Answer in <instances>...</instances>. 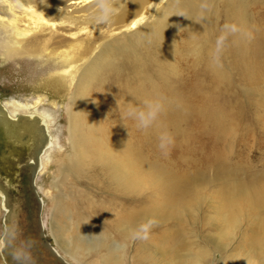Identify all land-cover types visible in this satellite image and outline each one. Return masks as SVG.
<instances>
[{
    "label": "bare ground",
    "instance_id": "6f19581e",
    "mask_svg": "<svg viewBox=\"0 0 264 264\" xmlns=\"http://www.w3.org/2000/svg\"><path fill=\"white\" fill-rule=\"evenodd\" d=\"M201 3L121 0L113 22L96 26L92 0H0L4 61L44 59L62 70L59 76L71 88L66 104L72 157L60 164L62 179L76 187L89 167L111 184L116 196L132 199L99 204L88 194L75 193L74 221L65 214V222H52V232L79 264H122L124 247H117L112 233L128 239V229L148 218L157 221L152 231L160 234L152 244L154 252L144 248L149 255L167 264H203L208 251L190 242L181 226H196V215L205 212L211 215L200 222L206 219L215 227V236L208 238L221 251L244 224L232 264H264V168L248 172L216 146H233L236 131L230 123L238 127L235 119L255 116L253 121L264 131V0H207V10ZM225 23L236 25L238 32L217 53L216 40ZM179 57L182 72L175 64ZM155 99L162 100V113L153 127L138 130L125 115L129 103L143 107L144 101ZM11 106L0 101V139L14 153L26 152L33 188L55 144L48 130L50 115L32 106L30 111L27 105ZM174 119H185L180 128L210 122L200 134L209 143L197 142L210 155L194 160L182 175L171 164L151 163L142 152L154 148L143 135L155 132L158 137L172 128ZM183 137L173 146L190 141L189 132ZM187 154L194 156L192 151ZM0 198L10 214L1 184ZM86 221L95 233L85 238ZM51 253L62 260L56 250ZM91 254L97 259L88 263L85 257Z\"/></svg>",
    "mask_w": 264,
    "mask_h": 264
},
{
    "label": "rangeland",
    "instance_id": "374dc122",
    "mask_svg": "<svg viewBox=\"0 0 264 264\" xmlns=\"http://www.w3.org/2000/svg\"><path fill=\"white\" fill-rule=\"evenodd\" d=\"M1 29L2 27L0 26ZM80 36L81 38L85 37L84 33L80 34ZM178 60H175V64L177 69L182 72L185 70L182 66L183 59L179 57ZM44 63L46 64L44 65ZM61 71L52 68L44 59L22 58L4 61L0 55V101L3 104L8 103L9 108L12 107L11 104L18 103L27 105L30 108L29 111L31 106L37 112L46 111L50 115L49 135L55 143L48 154L49 159L43 154L42 162L47 159V164L38 170L32 188L30 186L32 166L29 165V157H26V153H14V147L9 146L0 139V184L7 193L10 210V214H8V211H4L3 201L0 198V230L3 229L7 216V223L18 224L19 226L17 244L28 237L34 239L36 244L31 249L34 264H62L56 260L51 253V249L57 251L64 263L79 264L57 242L52 232V222H60L61 219L65 222V214H67L66 217L71 216L70 218L74 221L76 207L72 205L71 198L79 200L75 193L88 194L93 202L99 204H107L112 198H118L120 203L132 201L130 197L116 196L111 184L89 167L84 171L79 180V185L76 187L72 185V180L62 179L60 164L72 157V151L68 130V106L66 104L71 88H69L68 83H64L62 78H60L59 73ZM43 82H45V87ZM232 86L239 87L237 83H233ZM32 87L36 89H32ZM262 93H264V90ZM253 119H255V116ZM253 119L249 117L248 120L235 119L236 124H239L238 127L227 119L235 128V143L230 147L225 142L216 145L217 147L225 148L226 154L229 155V158H232V163L238 167H243L248 172L261 171L264 168V131L258 128ZM181 121H185V119H174L171 125L172 128L168 132L171 133L175 141L183 137L184 133L189 132V142L186 144L176 142L177 145H172L169 155L165 156L159 148L156 151L158 137L155 132H151L147 133V135L144 134L143 138L147 140L149 137L154 148L149 152L143 149L142 152L147 156L149 155L148 159L151 163L157 161L164 165L171 164L174 170L182 175L188 173L187 169L190 168V163L194 160L199 161L202 156L210 155L209 149H204L197 145V142H208L200 134L204 131V126H210V122L206 121L203 125L198 124L196 126L191 122L188 126L180 128ZM176 129L178 133L174 135ZM140 136L142 137V134ZM226 136L231 137L233 133H226ZM178 145L182 148L177 147ZM181 149H183V153H181ZM188 151L194 152V156L188 157ZM34 191L37 192L41 203L40 206L35 198ZM142 193V195H139L140 199L145 194V192ZM84 207L81 204L78 206L80 209H84ZM62 208L66 211L61 215L59 212ZM84 214L87 217L91 215L87 212ZM99 214L101 215V213ZM210 215L209 212H205L202 215L198 214L196 215V226L195 224L192 227L186 225L181 226V228L190 242L195 241L208 251V256L203 261V264H232L235 260L231 258V255H234L237 251V242L244 224H242L233 238L228 241V244H223V251H221L219 247L212 244L213 238H208V236H215L217 232L214 229L215 227L208 224L206 219L200 222L201 217L205 216L207 218ZM89 224L86 221L85 226L82 228V234L85 238L93 236L95 233V230L89 227ZM192 229L197 233L193 232ZM98 230L102 231L104 229L99 228ZM112 235L114 236V241L124 247V261L122 264H167V262L161 261V259L156 257L155 254L151 253L149 255V252L144 250L145 247H148L154 252L152 244L160 236L156 230H151L147 240H132L130 237L128 239L120 238L116 233H112ZM9 252L10 250H7L5 254H0V264H15ZM96 259L97 257L94 254L85 257L88 263Z\"/></svg>",
    "mask_w": 264,
    "mask_h": 264
},
{
    "label": "clouds",
    "instance_id": "9594fccd",
    "mask_svg": "<svg viewBox=\"0 0 264 264\" xmlns=\"http://www.w3.org/2000/svg\"><path fill=\"white\" fill-rule=\"evenodd\" d=\"M94 11L91 14V21L96 26H107L111 24L119 12V3L121 0H92ZM207 0H202L201 8L208 9ZM238 32V28L234 24L225 23L222 29V34L216 40L217 53L222 50L226 40L230 34ZM163 103L161 99L146 100L143 107L132 105L126 110V117L135 122L138 130L147 131L157 122L158 117L163 111ZM158 148L163 155L167 156L170 153L171 146L174 144V138L168 131H161L158 135ZM157 226V221L153 218H148L136 227L129 228V237L132 240H147L153 227ZM19 236L18 224H10L5 222L3 229L0 230V254L10 250L12 260L15 264H34L31 249L35 246L36 241L28 237L19 244L17 239ZM118 248L122 247L117 245Z\"/></svg>",
    "mask_w": 264,
    "mask_h": 264
},
{
    "label": "flooded vegetation",
    "instance_id": "af4514ba",
    "mask_svg": "<svg viewBox=\"0 0 264 264\" xmlns=\"http://www.w3.org/2000/svg\"><path fill=\"white\" fill-rule=\"evenodd\" d=\"M19 153V152H18ZM23 153H26L25 151H23ZM26 157L28 158V156L26 155ZM28 161H29V159H28ZM29 165H31V163H30V161H29Z\"/></svg>",
    "mask_w": 264,
    "mask_h": 264
},
{
    "label": "water",
    "instance_id": "95a60500",
    "mask_svg": "<svg viewBox=\"0 0 264 264\" xmlns=\"http://www.w3.org/2000/svg\"><path fill=\"white\" fill-rule=\"evenodd\" d=\"M36 193V192H35ZM60 262L62 263V264H66V263H64L62 260H60Z\"/></svg>",
    "mask_w": 264,
    "mask_h": 264
}]
</instances>
